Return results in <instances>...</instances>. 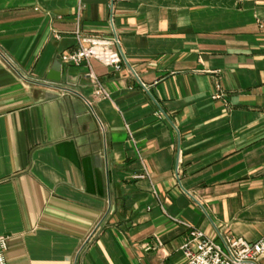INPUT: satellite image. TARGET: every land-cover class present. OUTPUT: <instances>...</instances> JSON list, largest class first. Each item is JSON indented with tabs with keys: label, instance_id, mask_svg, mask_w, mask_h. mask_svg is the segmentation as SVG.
<instances>
[{
	"label": "crops",
	"instance_id": "obj_1",
	"mask_svg": "<svg viewBox=\"0 0 264 264\" xmlns=\"http://www.w3.org/2000/svg\"><path fill=\"white\" fill-rule=\"evenodd\" d=\"M190 226L264 234V0H0L4 264H183Z\"/></svg>",
	"mask_w": 264,
	"mask_h": 264
},
{
	"label": "built area",
	"instance_id": "obj_2",
	"mask_svg": "<svg viewBox=\"0 0 264 264\" xmlns=\"http://www.w3.org/2000/svg\"><path fill=\"white\" fill-rule=\"evenodd\" d=\"M78 47L69 53L61 54L63 62L78 66L95 59L103 65L118 70L124 60L119 40L113 31L111 37H82L76 31ZM88 76L95 83V93L106 96L107 93L98 83L92 71ZM6 235H0V264H4V251L6 249ZM184 256L183 264H264V234L255 241H247L241 237H229L221 233L218 239L207 236L195 227H189L185 241L181 245Z\"/></svg>",
	"mask_w": 264,
	"mask_h": 264
},
{
	"label": "water",
	"instance_id": "obj_3",
	"mask_svg": "<svg viewBox=\"0 0 264 264\" xmlns=\"http://www.w3.org/2000/svg\"><path fill=\"white\" fill-rule=\"evenodd\" d=\"M60 68H61V64L58 60H56L52 64L51 70L47 74V79L54 81V82H58L60 80Z\"/></svg>",
	"mask_w": 264,
	"mask_h": 264
}]
</instances>
